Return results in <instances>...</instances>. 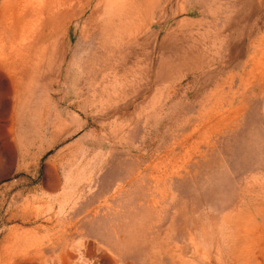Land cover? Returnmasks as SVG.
<instances>
[{
	"label": "rangeland",
	"instance_id": "374dc122",
	"mask_svg": "<svg viewBox=\"0 0 264 264\" xmlns=\"http://www.w3.org/2000/svg\"><path fill=\"white\" fill-rule=\"evenodd\" d=\"M16 81L82 148L48 177ZM0 264H264V0H0Z\"/></svg>",
	"mask_w": 264,
	"mask_h": 264
},
{
	"label": "crops",
	"instance_id": "0c3cea01",
	"mask_svg": "<svg viewBox=\"0 0 264 264\" xmlns=\"http://www.w3.org/2000/svg\"><path fill=\"white\" fill-rule=\"evenodd\" d=\"M12 98L9 112V126L11 146L14 152L15 168L25 170L32 177H48L51 172L57 170V160L63 153V158H74V155H81L82 148L78 145L74 150H58V142L67 136L72 135L73 128L62 115L61 110L51 93L41 87L39 82H18L11 86ZM20 137L30 138L21 140ZM72 142L64 144V148L70 147ZM91 154L90 147L88 148ZM93 176L96 173L95 149ZM86 148L84 149V153ZM86 154V153H85ZM70 157H66V156ZM86 156L81 159H85ZM42 162L45 169H42ZM42 169V170H41ZM91 170V166L89 165ZM89 170V171H90ZM32 171V172H30ZM46 184L51 181L47 179ZM43 183V182H42Z\"/></svg>",
	"mask_w": 264,
	"mask_h": 264
}]
</instances>
